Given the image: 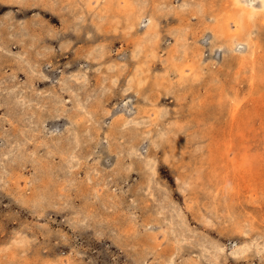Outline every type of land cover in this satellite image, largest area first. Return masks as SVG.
Wrapping results in <instances>:
<instances>
[{
	"label": "rangeland",
	"instance_id": "obj_1",
	"mask_svg": "<svg viewBox=\"0 0 264 264\" xmlns=\"http://www.w3.org/2000/svg\"><path fill=\"white\" fill-rule=\"evenodd\" d=\"M144 1L47 0V6L40 2L24 10L19 5L0 10V31L9 20L14 26L42 22L46 32L58 34L54 42H46L52 58L32 54L48 78L31 89L29 66L0 56V264H167L172 259L173 264H264V13L251 19L239 50L231 51L223 45L226 38L217 33L215 39L214 32L226 24L234 31L233 19H226L233 14V0ZM52 3L68 6L67 12L53 11ZM71 14L79 17L78 39L73 27L66 30ZM152 17L157 31L146 26ZM181 33L185 42H178ZM247 34L256 46L253 56L247 52ZM20 48L11 46V56L21 53ZM86 69L88 80L79 91L88 102L84 112L61 81ZM11 82L28 97L43 99L46 108L33 109L35 103H28L9 117L2 89ZM138 104L149 117L148 126L139 128L153 129L155 136L166 131L175 140L157 137L160 146L155 148L130 129L127 141L113 140L117 153L114 143H126L124 160L119 155L118 161L104 137L121 117H135ZM55 106L60 112H54ZM89 107L95 109L93 117L87 114ZM73 120L81 133L71 168L73 143L66 140ZM11 140L17 146L14 163L4 156ZM136 142L144 156L157 160L154 196L141 188V166L133 165L130 177L119 169L132 166L135 158L128 153ZM166 201L164 211L174 213L179 207L184 212L186 219L182 214L175 219L185 225L180 228L189 240L180 242L169 222L156 215L157 205ZM211 243L222 245L223 251ZM246 243L251 244L248 252L234 258L235 245Z\"/></svg>",
	"mask_w": 264,
	"mask_h": 264
},
{
	"label": "bare ground",
	"instance_id": "obj_2",
	"mask_svg": "<svg viewBox=\"0 0 264 264\" xmlns=\"http://www.w3.org/2000/svg\"><path fill=\"white\" fill-rule=\"evenodd\" d=\"M75 1V0H74ZM142 1H144V0H142ZM154 1V0H153ZM40 2H42L43 3V5L44 6H47L46 5V3H47V0H45V3H44V0H0V10H2V9H4L5 7H11V8H13L14 7V5L16 6V5H19V7H20V9L21 10H24L25 8H30V7H32V6H36V5H39L40 4ZM145 2V1H144ZM161 2H163V1H161ZM232 2V5H233V9L234 10H232V12H229V13H233V14H231L230 16L228 15V18H226V19H229L230 17L233 19V22L235 23V29H234V31H232L231 29H229V27H228V25L226 24V26L225 25H223V27H221V26H217L218 28H220V31H217L216 29H215V31H217V32H214V37H215V39H216V37H218V35H217V33L219 34V36L221 37V38H223V40L226 38V42L224 43L223 42V45H225V46H227V48L229 49V50H235V51H237V50H239V48H240V45H242V42L241 41H239L240 39V36H242V34H244L242 31H244L245 29H246V26L247 25H249V23H250V21H251V19H253V18H256L259 14H260V12L261 11H263V13H264V0H233V1H231ZM259 3L260 4V7H257L255 4L256 3ZM64 3H67V1H65ZM48 4V3H47ZM50 4V3H49ZM53 4V3H52ZM68 4V3H67ZM71 5V4H70ZM72 6V5H71ZM49 7H51V9L53 10V11H57V12H59L61 15H62V12H67V8H68V6H67V8L63 5V4H57V5H54L53 4V7H52V5L50 6L49 5ZM141 8V7H140ZM165 8V7H164ZM71 9H72V7H71ZM35 11V10H34ZM186 11V10H185ZM70 13H74V9L73 10H70L69 12H68V14H70ZM72 15V19H73V21L71 22V23H69V24H67L66 25V30H71V28L73 27L74 28V30H73V32H75L76 33V38L78 39V38H80V37H82V32H81V27H79V22H77L76 23V21H78L79 20V17H76L74 14H71ZM101 15V14H100ZM225 17H227V16H225ZM62 18V17H61ZM71 19V20H72ZM219 19V18H218ZM56 20V19H55ZM61 20H63V19H61ZM64 20H65V18H64ZM63 20V21H64ZM82 20V19H81ZM80 20V21H81ZM68 21V20H67ZM75 21V22H74ZM53 22V21H52ZM74 22V25H75V27L72 25V23ZM225 22H226V20H225ZM26 23V22H25ZM25 23H20L19 25H17V26H14L12 23H10L9 22V20L7 21V23H6V25L4 26V28H3V30L2 31H0V56H1V59L2 58H5L6 60H9V59H14V61L21 67L22 65H28L29 66V74H31L32 73V76H30V78H31V86H30V89L33 87V86H35V85H32V84H38V83H40L39 81L40 80H42L43 78H48V76L47 75H45V73L44 72H42L40 69H38V65H40V63L36 60V62H37V64H36V62H35V60L34 61H32V59H31V57H32V54L33 53H35V54H33V55H36V56H39V55H48L49 57H51L50 55H49V52L51 53L52 52V48L50 47V45H48L49 43H46V42H54L53 41V39H55V38H57L58 37V34L56 33V32H54L52 29H50L49 31H47L46 32V30L42 27V22H36V23H33L32 25H27V24H25ZM82 24V23H81ZM219 24V23H218ZM225 24V23H224ZM231 25V24H230ZM147 26V28H149V29H153V30H155V31H157L158 30V22L152 17L151 19H149V21H148V24L146 25ZM216 26V25H215ZM146 28V29H147ZM249 29V28H248ZM127 32V31H126ZM232 32H234V33H232ZM182 33H183V31H182ZM182 33L181 34H179V36H178V42L179 41H183V42H185V37H184V35H182ZM89 34V36H88V38L89 39H92V37L90 36L91 34H90V32L88 33ZM127 34H129V33H127ZM149 34V33H148ZM152 34H154V33H152ZM249 35L250 34H247L246 35V42H247V52H248V54L249 55H251V56H253L254 55V53H255V51H256V46L255 45H253V40H251L250 39V37H249ZM149 36V35H148ZM151 37V36H150ZM153 38V37H152ZM153 42H155V40L156 39H154L153 38ZM157 41V40H156ZM145 42V41H144ZM150 42V41H149ZM63 44V43H62ZM179 44V43H178ZM183 45H184V43H182ZM13 45H18V46H20L21 48V53H18L16 56L15 55H13V56H11V54H12V52H11V49H10V47L11 46H13ZM182 45V46H183ZM152 46H153V44H152ZM222 46V45H221ZM244 46V45H243ZM143 47V46H142ZM41 48H46V50L48 51V52H41ZM100 48H102V47H100ZM39 49V50H38ZM97 48H95V50H96ZM221 49V48H220ZM13 50V49H12ZM90 50H92V49H90ZM99 50H101V49H99ZM199 52V51H198ZM141 54V53H140ZM53 55L55 56V54L53 53ZM100 55V54H99ZM102 55V54H101ZM96 56V55H95ZM109 56V55H108ZM97 57H98V55H97ZM52 58V57H51ZM94 58V57H93ZM95 59V58H94ZM109 65H112L111 63L109 64ZM115 65H117V64H115ZM114 65V66H115ZM122 66V65H121ZM102 67V66H101ZM100 68V67H99ZM122 68V67H121ZM120 68V69H121ZM123 68H124V66H123ZM116 70V69H115ZM139 70V69H138ZM114 72V71H113ZM120 72V71H119ZM142 72V71H141ZM37 73V74H36ZM121 73V72H120ZM195 73V72H194ZM34 74H36L37 75V77H33L34 76ZM136 73H134V75H135ZM138 74V73H137ZM197 75V74H196ZM195 75V76H196ZM89 76V75H88ZM106 77H108V76H106ZM141 77V76H140ZM4 78V77H3ZM10 78L11 79H13L14 78V76H10ZM105 78V77H104ZM109 78H111L110 76H109ZM145 78H147V77H145ZM139 79V78H138ZM87 80H88V77H87V69L86 70H79V71H76L75 73H73V74H71V75H69V76H67L66 78H64L62 81H61V84H62V87H63V89H65V90H68L70 93H72L73 92V96L74 97H76V100H77V102L76 101H74V102H76L77 104H78V106H79V108L82 110V111H84V112H86L87 111V101H84L83 100V98H81V96H80V94H79V91L80 90H82L81 88H83V86H85L86 85V82H87ZM103 80V79H102ZM101 80V81H102ZM116 80L117 81H119V79L118 78H116ZM116 80H114V84L115 83H117V81ZM130 80V79H129ZM140 81H141V78L139 79ZM11 81V80H10ZM10 81H8V82H10ZM60 81V80H59ZM101 81H99V83L101 82ZM8 82H6V81H4V84H6V83H8ZM104 81H102V83H103ZM134 82V81H133ZM142 82V81H141ZM143 82H144V80H143ZM160 82V81H159ZM14 82H11V83H9L10 85H6L5 87H3V91H5L6 93H7V97L4 99V100H2L3 101V103H5V104H7L8 105V111H9V113H10V115H9V117H12V115L14 116V111L15 110H17L18 108H19V106L20 107H23L24 105H26L27 104V106H28V103H35L34 104V107H33V109H35V108H37V109H42V108H44L47 104H45V101L43 100V99H36V98H31V97H28L29 95L27 94V92L26 91H24V90H22L20 87H19V85H16L17 83H15V84H13ZM145 83V82H144ZM164 83V82H163ZM104 84H106V83H104ZM128 84H129V82H128ZM101 85V84H100ZM88 86V85H87ZM103 86V85H102ZM106 86V85H105ZM132 86V85H131ZM29 87V86H28ZM101 87V86H100ZM106 87H109V85L107 84V86ZM143 87V86H142ZM141 87V85L140 84H138V88H142ZM91 88V87H90ZM98 88H99V86H98ZM103 88V87H102ZM53 89V88H52ZM104 89V88H103ZM129 89V88H128ZM140 89H138V94H141V91H140ZM107 90V89H106ZM106 90H105V92H106ZM112 91V90H111ZM129 91H130V89H129ZM128 91V92H129ZM36 92V91H35ZM56 92V91H55ZM83 92V91H82ZM91 92V91H90ZM92 92H94L93 90H92ZM91 92V93H92ZM96 92V91H95ZM103 92V91H102ZM107 93H108V91H107ZM106 93V95H109V94H107ZM43 94V93H42ZM50 94V93H49ZM52 94V93H51ZM50 94V95H51ZM94 94V93H93ZM96 94H98V92L97 93H95L93 96H96ZM104 94V93H103ZM82 95V94H81ZM35 96H36V94H35ZM53 96H55V95H53ZM57 96V95H56ZM86 96H88V95H86ZM92 96V97H93ZM100 96V95H99ZM113 96V95H112ZM185 96V95H184ZM52 97V96H51ZM50 97V98H51ZM88 97H90V96H88ZM106 97V96H105ZM109 97V96H108ZM53 98V97H52ZM87 98V97H86ZM101 98V97H100ZM154 97H151L150 96V101L152 102V100H153V102L154 103H156L155 102V99H153ZM158 98V97H157ZM48 99V98H47ZM56 100L55 101H57L58 99L57 98H55ZM94 99V98H93ZM108 99V98H107ZM87 100H89L90 101V99H88L87 98ZM129 100V99H128ZM132 100V99H131ZM179 100V99H178ZM96 101V100H95ZM100 101H102V100H100ZM100 101H98V102H96L97 103V105L98 106H100L101 104V102ZM49 102V101H48ZM61 101L59 100V102H57V104H55V105H58L59 103H60ZM103 102H106V101H103ZM108 102V101H107ZM106 102V103H107ZM127 102V101H126ZM180 102V101H179ZM44 103V104H43ZM207 103V102H206ZM53 104V103H52ZM51 104V105H52ZM74 104V103H73ZM94 103H92L91 105H93ZM122 104V103H121ZM76 105V104H75ZM90 105V104H89ZM50 106V105H49ZM48 106V107H49ZM63 106H64V102H63ZM119 106V105H118ZM213 106V105H212ZM18 107V108H17ZM94 107H96V106H94ZM129 107V106H128ZM17 108V109H16ZM28 108V107H27ZM26 107H25V109H27ZM46 108V107H45ZM76 108V107H75ZM136 108V116L134 117H126L124 114H123V112L121 113V114H123L124 116H125V118L124 117H121V123L119 122V121H115L112 125H111V133H108L107 134V136L105 135V137H104V139L106 140V142L108 143V148H107V150H109V152L111 153H114V152H116V151H114L113 152V150L114 149H112V143H113V140H115V141H117L119 138H121V139H123V140H125L126 139V135H125V132L127 133H129L130 131H128V130H130V129H132V130H135V131H133L134 133H133V135L135 134V132H137L138 134H140L141 136H143V140H146V139H148V140H150L151 142H152V146H155V148L157 147L158 148V146H160L159 145V140L161 139V140H163L164 139V137L166 136L169 140H175V138H173L174 137V135L173 134H171V135H169L168 134V132H166V131H163V132H161V133H159L157 136H155V131L153 130V129H146V130H143V129H141V128H139V127H142L143 125H147L148 126V124H147V120L149 119V117H144L143 115L144 114H147L148 113V111H146V109H144L145 108V106H141L140 104H138L137 105V107H135ZM39 109V110H40ZM89 109H90V107H89ZM119 109V108H118ZM127 109V108H126ZM129 109V108H128ZM156 108L154 107V110H155ZM79 110V109H78ZM95 109H93V111L90 109V111H89V113L87 112V114H91V116L93 117V115H92V112H95L94 111ZM18 111V110H17ZM49 111V110H48ZM63 111V110H62ZM66 111V110H65ZM72 111V110H71ZM70 111V112H71ZM77 111V110H76ZM76 111H74V112H76ZM97 111V110H96ZM102 111H103V109H102ZM120 111V110H119ZM19 112H20V110H19ZM18 112V113H19ZM41 112V111H40ZM54 112L56 113V112H60V108H59V106L58 107H56L55 106V108H54ZM79 112V111H78ZM99 112V111H98ZM32 113V112H31ZM42 113V112H41ZM65 113H69V112H65ZM82 112H80V114H81ZM96 113V112H95ZM125 113V112H124ZM160 114H161V112H159ZM159 113H157V114H159ZM168 113V112H167ZM26 114V113H25ZM76 114H79V113H76ZM106 114V113H105ZM119 114V113H118ZM17 115V114H16ZM32 115V114H31ZM61 115H62V113H61ZM71 115V114H70ZM162 115V114H161ZM165 115H167L166 113H165ZM60 116V115H59ZM63 116V115H62ZM160 116V115H159ZM159 116H157V118L159 117ZM23 117H25V116H23ZM34 117H36V116H34ZM76 117V116H75ZM74 117V118H75ZM84 117V116H83ZM112 117H114V116H112ZM162 117V116H161ZM164 117V116H163ZM167 117V116H166ZM31 118H33V115H32V117H30V119L29 120H31ZM89 118V117H88ZM87 118V119H88ZM97 118H99V116L97 117ZM160 118V117H159ZM90 119V118H89ZM162 119H164V118H162ZM11 120H13V119H11ZM71 121H72V119H70ZM97 120V119H96ZM117 120V119H116ZM24 121V120H23ZM16 122V121H15ZM30 122V121H29ZM32 122V121H31ZM31 122H30V124H31ZM90 122H91V120H90ZM33 124H35L34 122H32ZM97 123H99V122H97ZM13 124H15V123H13ZM74 125V127H72V125ZM99 125H100V123H99ZM150 125V124H149ZM12 126V125H11ZM75 126H77L76 125V123L74 122V120H73V122L72 123H70L69 122V125L67 126V127H69V131H67V132H69L68 134V136H70V138H68V140H66V141H68L69 143H71L73 146H72V148H70L71 150H70V154H69V160L71 161L70 162V164H69V166L71 167V168H74L75 167V162L74 161H76V158H77V155H76V152L78 151V149H77V147L79 146V143H80V141H79V138H80V133L81 132H77L74 128H75ZM154 126V125H153ZM83 127V126H82ZM92 128V127H91ZM174 128V127H173ZM173 128H171V130L173 129ZM89 129V128H88ZM94 129V128H93ZM100 129V128H99ZM29 130V129H28ZM86 131V128L83 130V128L82 129H80V131ZM95 130V129H94ZM177 130H179V133H180V130H182V126H180L179 128H177ZM12 131H13V129H12ZM91 131V129H89V131L88 132H90ZM99 131H101V130H99ZM162 131V130H161ZM20 132V131H19ZM22 132V131H21ZM25 132V131H24ZM93 132V131H92ZM95 132V131H94ZM155 132V133H154ZM172 132V131H171ZM9 133V132H8ZM10 133H12V132H10ZM9 133V134H10ZM106 133H107V131H106ZM132 133V132H131ZM173 133V132H172ZM177 133H178V131H177ZM13 134H15V133H13ZM23 134V133H22ZM87 134V133H86ZM85 134V135H86ZM91 134V133H90ZM67 135V134H66ZM127 135H129V134H127ZM136 135V134H135ZM134 135V136H135ZM5 136V135H4ZM12 135H9V137H11ZM19 136V135H18ZM29 136V135H28ZM118 136V137H117ZM130 136V135H129ZM7 137V136H6ZM12 137H16L15 135L14 136H12ZM24 137V136H23ZM88 137H89V135H88ZM158 137V139H156ZM160 137V138H159ZM25 138H28V137H25ZM87 138V137H86ZM85 138V139H86ZM19 139H22V136H20V138ZM31 139V138H30ZM52 139V138H51ZM65 139H66V137H65ZM5 140V139H4ZM87 140H88V138H87ZM136 140H139V139H136ZM165 140V139H164ZM24 141V140H23ZM23 141H21V142H23ZM28 141V140H27ZM31 141V140H30ZM52 141H54L53 139H52ZM126 141H127V139H126ZM135 141V140H134ZM98 142V141H97ZM120 142V141H119ZM131 142H132V140H131ZM130 141H129V143H131ZM161 142V141H160ZM25 143H26V141H25ZM29 143V142H28ZM69 143L67 144V145H69ZM118 143V142H117ZM18 144V143H17ZM63 144V143H62ZM65 144V143H64ZM86 144V143H85ZM124 144H126V143H122L121 145H115V143H114V146H117V149H119V151H120V153H115V154H118V156L119 155H121V158H122V160H124V157L125 156H123L124 154H122V153H125L126 151H125V148H123V146L122 145H124ZM10 145H11V147H10ZM10 145H7L8 147H10V148H8V150H6V152H5V154H4V156L6 157V159H8V160H10V162L12 161V159H13V155L14 154H16V145H14V143H12V140H11V143H10ZM19 145V144H18ZM28 145V144H27ZM53 145H55V143L53 144ZM59 145V144H58ZM91 145V144H90ZM141 145V142H139V143H132L131 144V152L129 151V155L132 157L133 156V158H135V160H134V162H133V164H132V166H128V167H125V165L123 166L122 165V163H120L121 165V167L119 168L120 170H122V169H124V175L126 174V176L128 177H130V174L128 173V171L133 167V165H136V166H141V172H142V179H143V182H144V185H143V183H142V186L141 185H139V186H141V188H142V190H144V191H148L149 192V194L151 195V196H154V188H155V186H153V182H156V183H158V181H155L152 177L153 176H156L157 175V168H156V166H157V160H156V158L155 157H148V155H147V157L146 156H144V154H143V152H141V151H139V146ZM57 146V145H56ZM162 146V145H161ZM163 146H164V144H163ZM60 147V146H59ZM136 147H138V148H136ZM151 147V146H150ZM169 147H170V145H169ZM19 148V147H18ZM64 148V147H63ZM172 148V147H171ZM67 149V148H66ZM69 149V148H68ZM67 149V150H68ZM80 149V148H79ZM2 150V149H1ZM62 150H64V149H62ZM90 150V149H89ZM148 150H149V148H148ZM152 150V149H151ZM151 150H150V152H151ZM155 150V149H154ZM59 151V150H58ZM86 151H87V149H86ZM125 151V152H124ZM92 152V151H91ZM122 152V153H121ZM1 153H2V151H1ZM36 153V152H35ZM62 153H64L65 154V152H61V154ZM109 153V154H110ZM19 154V153H18ZM151 155L153 154V153H150ZM156 154V153H155ZM154 155V154H153ZM130 156H129V158H130ZM150 156V155H149ZM79 157V156H78ZM82 157V156H81ZM16 159H17V157H16ZM30 159H31V157H30ZM82 159V158H81ZM49 160V159H48ZM7 161V160H6ZM17 161H18V159H17ZM50 161H51V159H50ZM118 161H121L120 160V156H119V160ZM8 162V161H7ZM13 163H14V161H12ZM20 163V162H19ZM46 163H47V161H46ZM82 164V163H81ZM13 165V164H12ZM46 165V164H45ZM243 165V164H242ZM97 166V165H96ZM117 166H119V164L117 165ZM5 167H6V165H5ZM117 168V167H116ZM9 170V169H8ZM8 170L6 169V171L8 172ZM115 170V169H114ZM138 171V170H137ZM114 172V171H113ZM118 172V171H117ZM120 172V171H119ZM139 172V171H138ZM123 173V172H122ZM115 175H117V174H115ZM104 176V175H103ZM112 176H114V175H112ZM111 176V177H112ZM120 179V178H119ZM63 182V181H62ZM102 182V181H101ZM111 182V181H110ZM104 183V182H103ZM108 184V183H107ZM106 184V185H107ZM185 185H186V187H185V189L186 188H188V186H189V183L187 182V181H185V183H184ZM105 185V184H104ZM138 186V187H139ZM67 188V187H66ZM140 188V187H139ZM42 189V188H41ZM139 190V189H138ZM25 191V190H24ZM44 191V190H43ZM33 192H35V191H33ZM45 192V191H44ZM35 193H37V192H35ZM35 193H34V196L33 197H36V195H35ZM41 193H42V191H41ZM46 193V192H45ZM136 195H137V192L135 193ZM139 194V193H138ZM38 195V194H37ZM41 195V194H40ZM39 195V196H40ZM42 196V195H41ZM26 197V196H25ZM138 197V196H137ZM23 198V197H22ZM21 198V199H22ZM40 198H42V197H40ZM27 199V198H26ZM38 199V198H37ZM33 200V199H32ZM36 200V199H35ZM137 200V199H136ZM139 200V199H138ZM137 200V201H138ZM155 201H157L156 199H154ZM70 201V200H69ZM141 201V200H140ZM19 202V201H18ZM31 202V201H30ZM142 202V201H141ZM22 203H24V202H22ZM28 203V202H27ZM169 201H166L164 204H158L157 205V207L155 208V211L157 212V216L158 215H162V217L164 218V219H166L168 222H169V225H170V227L172 228V231H175L174 233H176V238L178 239L179 238V240H180V242H182V241H184V240H189V236H187V235H184L183 234V232H184V229H182L185 225L184 224H182V223H180V222H178L175 218H176V216L177 215H183V219H186V216H185V214H184V212L179 208V207H174L173 208V211H175L174 213L171 211V210H169V211H164V209H165V207L167 206V205H169ZM59 204V203H58ZM146 208H148L147 206H146ZM181 215V216H182ZM89 218V217H88ZM158 222V221H157ZM159 222H161V221H159ZM185 224H187V222L185 221ZM180 227H182V228H180ZM150 229H152V230H156L157 229V226H150ZM246 233V232H245ZM172 235H174V234H172ZM180 237H182L183 238V240L180 238ZM215 243H211V245L215 248V249H217V250H219V252L221 253V251H223V246L222 245H219V244H216V245H214ZM257 244V243H256ZM203 246V245H202ZM204 247V246H203ZM235 247H237V248H235V250L232 252V254H233V256H234V258H240L243 254H246V252H248V250L251 248V244H244V245H241V246H237V245H235ZM263 248H264V246H263ZM217 254V253H216ZM222 254H224V253H222ZM217 259H219V257H217ZM173 260V259H172ZM172 260H170L167 264H173V262H172Z\"/></svg>",
	"mask_w": 264,
	"mask_h": 264
}]
</instances>
